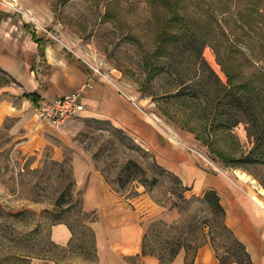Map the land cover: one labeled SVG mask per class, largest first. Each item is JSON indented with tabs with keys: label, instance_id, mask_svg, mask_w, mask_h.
<instances>
[{
	"label": "rangeland",
	"instance_id": "374dc122",
	"mask_svg": "<svg viewBox=\"0 0 264 264\" xmlns=\"http://www.w3.org/2000/svg\"><path fill=\"white\" fill-rule=\"evenodd\" d=\"M6 1L109 76L153 118L192 132L200 143L194 149L213 162L212 167L206 161L210 169L223 171L241 187L235 172H244L264 189V98L257 97L244 113L224 93L220 104L211 105L206 97L209 91L226 92L214 74L225 87L227 71L238 81L259 84L264 78V0ZM183 34L198 35L205 47ZM177 35L182 36L176 45L182 57L171 62L163 39L172 42ZM11 83L0 74V87ZM66 125L70 138L58 145V155L53 147L25 152L11 122L0 128V264H56L42 259L46 256L62 264H98L92 219L82 211L74 179L75 152L90 157L120 194L144 196L152 205L179 211L173 225L158 218L147 223L148 252L153 247L165 254L163 249L175 243L187 246L192 258L211 244L219 259H243L204 195L159 171L153 155L133 138L105 121L77 118ZM58 222L75 230L66 254L58 253L51 239Z\"/></svg>",
	"mask_w": 264,
	"mask_h": 264
},
{
	"label": "crops",
	"instance_id": "0c3cea01",
	"mask_svg": "<svg viewBox=\"0 0 264 264\" xmlns=\"http://www.w3.org/2000/svg\"><path fill=\"white\" fill-rule=\"evenodd\" d=\"M0 70L16 82L0 87V128L11 122L10 129L22 150L35 153L53 147L57 155L62 153L58 145L70 138L68 126L55 127L39 119L38 111L91 85L82 95L85 110L78 119L110 122L151 153L163 170L193 189L195 195L215 191L225 210V224L246 247L251 264H264V216L234 179L210 169L194 149L195 142L198 146L200 143L192 132L172 127L158 116L159 121L153 118L133 96L96 74L86 59L35 26L6 0H0ZM24 94L38 95V106L24 99ZM72 166L82 210L96 217L91 228L98 264H163L157 255L144 253L147 223L158 218L173 225L181 218L179 211L152 205L144 196L130 199L120 194L83 152L74 153ZM51 239L60 247H68L73 240L68 224H55ZM187 261V253L182 250L171 264ZM193 264L221 262L213 246L207 244L200 248Z\"/></svg>",
	"mask_w": 264,
	"mask_h": 264
},
{
	"label": "trees",
	"instance_id": "16d2710c",
	"mask_svg": "<svg viewBox=\"0 0 264 264\" xmlns=\"http://www.w3.org/2000/svg\"><path fill=\"white\" fill-rule=\"evenodd\" d=\"M177 6V5H176ZM183 24V23H182ZM185 26H188L185 24ZM185 35V39L191 41L193 43H200L202 45V47H205V43L202 41V38L199 37L198 35H193L191 37H188V35ZM187 36V37H186ZM182 36L177 35L174 37L173 41H166L165 39H163V51L165 56H167L171 62L175 61V59L177 58H181L182 53L178 51V49L176 48V45L181 42ZM171 42V43H170ZM227 76H228V87H225L222 83L221 80L219 79V77L217 75L214 76L216 77L218 83L220 84V86H222V88L226 91H220L219 95H217V91L214 93V91H209L206 93V97L207 100L209 102V104L214 105L215 101L218 100V103L220 104V100L222 96V93L225 94L224 97H228L230 99V104H234L236 103L238 105V107H242L243 112H247L249 111V109L251 110L252 106L254 105V103L259 100V98L257 97H261L260 100H262V98H264V78L263 79H259V84H256L253 81H238L232 74H230L228 71L226 72ZM0 74L3 75L4 77H8L7 74L0 70ZM9 78V77H8ZM13 83H16L14 80H11ZM191 97H195V95H191ZM23 98L29 101L34 102V104L36 106H38V102L40 100L39 96L36 94H24ZM262 103H264V100L261 101ZM264 109V108H263ZM227 123V122H226ZM238 124V123H237ZM213 132L211 131L210 133L206 134V136H208L209 138H211V134ZM200 139V138H199ZM210 140V139H209ZM202 143L207 146L210 147V143L209 141H205V138L202 139ZM221 159L227 162V157H225L224 155H220ZM157 169H159V171L163 172V173H167L165 170H163L159 165H155ZM168 174V173H167ZM170 175V174H169ZM171 176H173L171 174ZM180 184L181 182L175 177L173 176ZM185 191H188V189H185ZM203 200L210 206V208L213 210L214 213H216L218 216H220L223 219V222L225 224V210L223 208V206L221 205L220 202V198L218 196V194L215 191H207L204 194ZM83 211V210H82ZM85 213V212H83ZM86 216H88L89 218L92 219V222L94 221V214H87L85 213ZM91 222V223H92ZM69 226V225H68ZM71 232L73 234V240L71 242V244L66 247H60V246H56L55 250L58 253H63L66 254L68 252V250L73 246L74 243V238H75V230L73 227H70ZM91 229V228H90ZM225 229L228 231V233L231 235V237H233L235 239V243L237 244V246L240 248L241 252L243 253V259H236L234 261H230V260H222L219 259L221 264H251V258L249 253L246 250V247L235 238L234 234L232 233V231L226 226L225 224ZM71 250V249H70ZM164 253H158L156 251L155 248L151 247V249L148 252V248L147 245L145 244L144 247V253H151L154 255H157L161 261L163 262V264H171L174 259L177 257V255L179 254L180 251L185 250L187 253V258L188 261L186 264H193L199 250H196L195 255L191 258L190 257V252L188 250V247L185 245H178L175 246V243H169L168 247L163 249ZM64 257H66V255H64ZM43 260H50V261H54L56 264H62L61 260H56V259H51L46 257L42 258ZM94 263H98V256L96 257ZM24 264V263H23Z\"/></svg>",
	"mask_w": 264,
	"mask_h": 264
},
{
	"label": "built area",
	"instance_id": "2783aa9c",
	"mask_svg": "<svg viewBox=\"0 0 264 264\" xmlns=\"http://www.w3.org/2000/svg\"><path fill=\"white\" fill-rule=\"evenodd\" d=\"M92 68L96 74H100L102 77H105L110 83H112L114 86H116V88L120 90V87L114 84L113 80H111L109 76L103 74L99 69H96L93 66ZM87 88H91V85L87 84L81 87L78 92L57 99L41 108L38 111L39 119L59 128L65 126L68 122L79 118L82 112L85 110V106L81 103V98ZM199 155L201 157L203 156L202 158L205 160V162L207 161L208 163L210 162V165L212 164L211 161H208L207 158L204 157V155L200 153ZM211 166L213 167V165Z\"/></svg>",
	"mask_w": 264,
	"mask_h": 264
},
{
	"label": "bare ground",
	"instance_id": "6f19581e",
	"mask_svg": "<svg viewBox=\"0 0 264 264\" xmlns=\"http://www.w3.org/2000/svg\"><path fill=\"white\" fill-rule=\"evenodd\" d=\"M211 163L213 164V162ZM235 175L242 187L246 189V192L255 205L256 211L264 215V189L259 187L257 182L244 172L236 171Z\"/></svg>",
	"mask_w": 264,
	"mask_h": 264
}]
</instances>
